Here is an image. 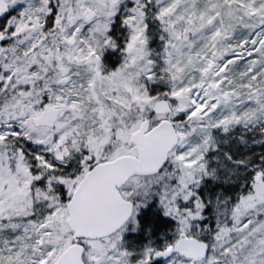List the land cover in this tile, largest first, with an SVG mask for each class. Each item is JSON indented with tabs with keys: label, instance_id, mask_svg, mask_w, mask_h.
Instances as JSON below:
<instances>
[{
	"label": "snow or ice",
	"instance_id": "6c2138e0",
	"mask_svg": "<svg viewBox=\"0 0 264 264\" xmlns=\"http://www.w3.org/2000/svg\"><path fill=\"white\" fill-rule=\"evenodd\" d=\"M0 264H264V0H0Z\"/></svg>",
	"mask_w": 264,
	"mask_h": 264
}]
</instances>
